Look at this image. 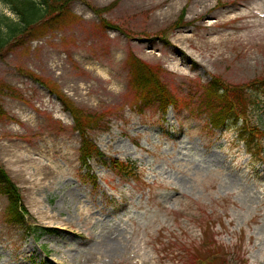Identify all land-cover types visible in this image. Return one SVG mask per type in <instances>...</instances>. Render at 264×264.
<instances>
[{
    "label": "rangeland",
    "instance_id": "374dc122",
    "mask_svg": "<svg viewBox=\"0 0 264 264\" xmlns=\"http://www.w3.org/2000/svg\"><path fill=\"white\" fill-rule=\"evenodd\" d=\"M0 12L16 18L2 1ZM39 31L0 52V164L27 210L25 224L10 221L0 193V264H264V139L258 153L242 120L213 127L208 91L264 77V0H74ZM176 46L194 61L180 73L165 59ZM136 58L158 66L176 98L167 112L154 94L139 101ZM93 67L120 73L117 93ZM58 93L97 121L103 156L88 165ZM249 122L264 127V113L251 107Z\"/></svg>",
    "mask_w": 264,
    "mask_h": 264
},
{
    "label": "trees",
    "instance_id": "16d2710c",
    "mask_svg": "<svg viewBox=\"0 0 264 264\" xmlns=\"http://www.w3.org/2000/svg\"><path fill=\"white\" fill-rule=\"evenodd\" d=\"M10 7L16 15L15 19L0 12V52L24 43L22 40L27 36H34L35 33L42 32L55 27L69 10L70 4L74 0H0ZM185 11L182 12V19ZM132 72L135 73L136 88L139 101H146L151 95H156L159 107L163 112L176 103V98L168 90L158 75V66H152L136 58ZM255 86V87H254ZM209 95L217 101V108L210 117L211 125L215 128L223 129L228 120L240 121L242 125L239 129L241 139L249 147L257 149L258 153H263V146L259 141L264 139V127L259 124L249 122L251 107H256L260 113H264V77L253 81L252 84H230L222 79L216 83H211ZM61 93V92H59ZM59 99L63 102L66 110L70 111L74 117L76 130L82 137L81 161L88 165L95 156H103L100 148L89 137V130L95 128L96 119L85 114L76 107L67 96L59 94ZM0 114L3 109L0 106ZM115 168L124 175L137 174L133 163L129 161L120 162L117 160ZM0 193L8 198V217L10 221L25 224L26 208L23 202V195L20 188L13 181L6 169L0 164ZM29 229L34 234L44 233L47 227L36 223H29ZM228 264L227 262H222Z\"/></svg>",
    "mask_w": 264,
    "mask_h": 264
},
{
    "label": "bare ground",
    "instance_id": "6f19581e",
    "mask_svg": "<svg viewBox=\"0 0 264 264\" xmlns=\"http://www.w3.org/2000/svg\"><path fill=\"white\" fill-rule=\"evenodd\" d=\"M251 33H255V32H252V31H248L247 34L248 35H251ZM235 33H232L231 35L232 36H236L234 35ZM141 48H144V46H141ZM174 54L171 55V56H167L165 59L166 60H176L177 62L181 61L177 67V70L175 69V71L179 72L180 73V69H182L181 67L184 66L185 64H194L193 62V59L187 55V57L185 59H181L179 56H181L183 58V55H182V49L178 46H176L174 48ZM145 55L150 58V59H154L156 56H155V52L153 51H145ZM59 60V59H58ZM112 62L114 64H117L119 62V59L118 57L116 56H113L111 58ZM57 62V61H56ZM62 65L61 64H55L53 67H51V70L54 69L55 67H59ZM91 71L94 72V76L99 80V84L100 85H104L106 87V90H105V93L107 94H110V95H113L115 93H117V88H116V84L118 83V78L116 76H119L120 73H114L115 75L114 76H111V77H108L107 74H105L104 72L102 71H97V68L93 67L91 68ZM115 80V81H113ZM111 81V82H110ZM113 81V82H112ZM109 83H111V85H109ZM93 86L94 85H87V84H84L82 85V87L84 89H86V94H89L91 92V90L93 89Z\"/></svg>",
    "mask_w": 264,
    "mask_h": 264
}]
</instances>
